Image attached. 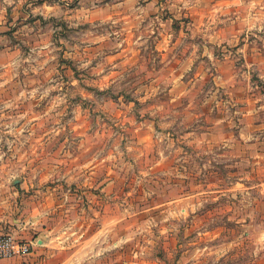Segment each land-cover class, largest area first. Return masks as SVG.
<instances>
[{
    "label": "rangeland",
    "instance_id": "374dc122",
    "mask_svg": "<svg viewBox=\"0 0 264 264\" xmlns=\"http://www.w3.org/2000/svg\"><path fill=\"white\" fill-rule=\"evenodd\" d=\"M165 1L0 0L16 264H264V0Z\"/></svg>",
    "mask_w": 264,
    "mask_h": 264
},
{
    "label": "built area",
    "instance_id": "2783aa9c",
    "mask_svg": "<svg viewBox=\"0 0 264 264\" xmlns=\"http://www.w3.org/2000/svg\"><path fill=\"white\" fill-rule=\"evenodd\" d=\"M35 243L17 240L10 234L0 233V260H11L28 255Z\"/></svg>",
    "mask_w": 264,
    "mask_h": 264
},
{
    "label": "crops",
    "instance_id": "0c3cea01",
    "mask_svg": "<svg viewBox=\"0 0 264 264\" xmlns=\"http://www.w3.org/2000/svg\"><path fill=\"white\" fill-rule=\"evenodd\" d=\"M239 0H232L231 3H234L235 5H238V2ZM179 3V4H178ZM204 4V1L203 0H166L165 1V6H169V9L173 10L174 7L178 8V7H181V5H183L184 7H190L191 10H194L195 8H197V6H200L201 8L198 9V10H195L194 12H197L199 11L200 13H203L205 11V7L203 6ZM222 5V4H221ZM258 7V3H256V1H250L249 2V6L250 7ZM224 7V5H222V8ZM264 7V6H263ZM181 9V8H180ZM253 8H252V12H253ZM238 12V11H237ZM35 247V246H34ZM34 249V248H33ZM14 259H11V260H0V264H16L14 261Z\"/></svg>",
    "mask_w": 264,
    "mask_h": 264
}]
</instances>
